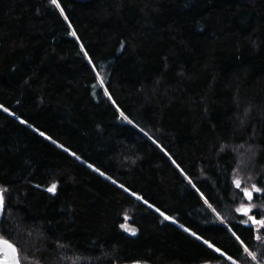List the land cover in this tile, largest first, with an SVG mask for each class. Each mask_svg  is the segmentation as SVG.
Returning a JSON list of instances; mask_svg holds the SVG:
<instances>
[{"label": "trees", "instance_id": "obj_1", "mask_svg": "<svg viewBox=\"0 0 264 264\" xmlns=\"http://www.w3.org/2000/svg\"><path fill=\"white\" fill-rule=\"evenodd\" d=\"M58 3L0 0V239L20 264H264L237 212L264 191L234 184L264 189V0Z\"/></svg>", "mask_w": 264, "mask_h": 264}, {"label": "snow or ice", "instance_id": "obj_2", "mask_svg": "<svg viewBox=\"0 0 264 264\" xmlns=\"http://www.w3.org/2000/svg\"><path fill=\"white\" fill-rule=\"evenodd\" d=\"M50 3L53 4L57 8H60L61 14H63V9L61 8L60 4L58 3V0H50ZM65 19H67V17H65ZM69 27H71V25H69ZM72 35L75 36L76 33L73 32ZM81 47L83 49V46H81ZM84 54H85V56H88V53L87 52H85ZM89 63H92L91 58H89ZM109 99H111V96H109ZM0 108H2L3 111L8 112V109L5 108V107H3V105H0ZM121 115H123V113H121ZM21 123H26V121L25 120H21ZM129 123H131V121H129ZM40 135L41 136H44L45 139H51L50 137L45 136V133L42 132V131L40 132ZM53 143H55V141H53ZM58 146L59 147H63V145H58ZM64 151L69 152L70 155L76 157V159H79V157L76 156V154L74 152H70L69 149L64 148ZM89 167L91 168L92 165L89 164ZM94 171H99V169H94ZM100 175L101 176H104V173L103 172H100ZM108 178L110 179V177H108ZM112 182L114 184L116 183V181H114V180ZM189 182L191 183V181H189ZM234 184H235V187L237 189H240L243 192L244 197H246L249 201H251L253 199V193L254 192L264 191V189H261V188L257 187L255 184H253L251 186V189H249V188H242V182L239 181V180L234 181ZM119 187L123 188V190L125 192H128L129 193V195L136 196V193L135 192H129V189L126 188V187H124V185H119ZM194 187H195V185H194ZM55 189H56V185L53 184L51 187H49L47 189V191L54 192ZM197 190L199 191V189H197ZM136 199L137 200H142L143 198L140 197V196H136ZM144 203L147 204L149 208H152L153 207V205L152 204H148V202L146 200L144 201ZM205 203H207V200L205 201ZM3 208H4V197H3L2 194H0V211H2ZM155 211L159 212V214L161 216H163L165 220L172 219L171 217L165 215V213L162 212V211H160V209H158V208H156ZM237 212L241 213V215H243L245 217H248V220H250L253 225H259V227L261 229H264V219H257L255 215H250L251 207H244L243 205H241V207L237 209ZM125 219H127V217H125ZM172 222L175 223V220H172ZM122 227H123V225H122ZM184 230L186 232H189V229H187V228H185ZM133 234H135V232H133ZM190 235L195 236V238L197 240H202V237L199 236V235H197L195 232H190ZM233 235H235V233H233ZM237 239H240V238L237 237ZM203 243L205 245H207L208 248L213 249V251H215V252H218L221 256L224 255V253L221 252L219 248L214 247V245L212 243H210L208 240H203ZM7 247L10 250L11 258H10V260H5L3 262V264H19L18 250H17V248L14 245H12V244H7ZM245 251H248V249L246 248ZM228 258L231 259V257H228ZM253 258H255V257L253 256ZM233 264H235V262H233Z\"/></svg>", "mask_w": 264, "mask_h": 264}, {"label": "rangeland", "instance_id": "obj_3", "mask_svg": "<svg viewBox=\"0 0 264 264\" xmlns=\"http://www.w3.org/2000/svg\"><path fill=\"white\" fill-rule=\"evenodd\" d=\"M236 181H237V180H236ZM255 193H257L258 195H261V194H259L260 192H254V193H253V199H254ZM253 199H252V200H253ZM252 200H251V201H252ZM247 201H249V200L247 199ZM249 202H250V201H249ZM243 206H244V207H251V210L254 209L253 204L243 205ZM125 217H127V216H124V221H123L122 224L120 225V229H121L123 232H125L128 236H130V237H135V236L138 234L139 230H138L137 227L132 226V225L129 223V218H128V217H127V219H125ZM163 218H164V217H163ZM171 218H172V217H171ZM247 219H248V218H247ZM164 220H165V219H164ZM172 220H175V219L172 218V219H170V220H166V221L173 223ZM248 221H249V220H248ZM173 224H175V225H177V226H180V225L177 223L176 220H175V223H173ZM122 225H123V227H122ZM133 232H135V234H133ZM205 264H211V263H205Z\"/></svg>", "mask_w": 264, "mask_h": 264}, {"label": "water", "instance_id": "obj_4", "mask_svg": "<svg viewBox=\"0 0 264 264\" xmlns=\"http://www.w3.org/2000/svg\"><path fill=\"white\" fill-rule=\"evenodd\" d=\"M0 194H1V192H0ZM3 214H4V208L2 211H0V223H1L2 218H3ZM7 244H10V243L5 241V240L0 239V256H2V258H0V264H3V262L5 260H10V258H11V253L7 247ZM19 264H20V262H19ZM134 264H140V263H134Z\"/></svg>", "mask_w": 264, "mask_h": 264}, {"label": "flooded vegetation", "instance_id": "obj_5", "mask_svg": "<svg viewBox=\"0 0 264 264\" xmlns=\"http://www.w3.org/2000/svg\"><path fill=\"white\" fill-rule=\"evenodd\" d=\"M0 258H2V256H0Z\"/></svg>", "mask_w": 264, "mask_h": 264}]
</instances>
